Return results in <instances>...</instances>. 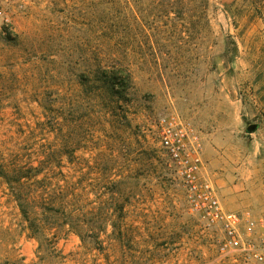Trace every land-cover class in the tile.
Here are the masks:
<instances>
[{"label": "rangeland", "instance_id": "obj_1", "mask_svg": "<svg viewBox=\"0 0 264 264\" xmlns=\"http://www.w3.org/2000/svg\"><path fill=\"white\" fill-rule=\"evenodd\" d=\"M23 1L0 19V264H243L157 124L182 117L264 230V0ZM119 69L125 91L94 79Z\"/></svg>", "mask_w": 264, "mask_h": 264}, {"label": "built area", "instance_id": "obj_2", "mask_svg": "<svg viewBox=\"0 0 264 264\" xmlns=\"http://www.w3.org/2000/svg\"><path fill=\"white\" fill-rule=\"evenodd\" d=\"M25 4L23 0H0V19L10 23L6 11ZM159 143L169 156L183 184L190 211L222 234L223 256L241 259L243 264H264L262 220L250 212L227 210L217 189L204 174L203 146L191 127L177 114L162 116L157 124Z\"/></svg>", "mask_w": 264, "mask_h": 264}, {"label": "trees", "instance_id": "obj_3", "mask_svg": "<svg viewBox=\"0 0 264 264\" xmlns=\"http://www.w3.org/2000/svg\"><path fill=\"white\" fill-rule=\"evenodd\" d=\"M127 71L124 69L116 70V72H111L108 74V71H97L95 74V81L101 82L103 86H111L112 89L115 88L116 85L120 86L122 91L128 89V85L130 82V76L126 73ZM122 76V79L120 78Z\"/></svg>", "mask_w": 264, "mask_h": 264}, {"label": "water", "instance_id": "obj_4", "mask_svg": "<svg viewBox=\"0 0 264 264\" xmlns=\"http://www.w3.org/2000/svg\"><path fill=\"white\" fill-rule=\"evenodd\" d=\"M256 128H257L256 125H251V126L248 128V130H249V131H254Z\"/></svg>", "mask_w": 264, "mask_h": 264}]
</instances>
